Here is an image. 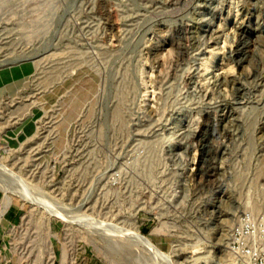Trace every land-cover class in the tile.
Segmentation results:
<instances>
[{"label":"rangeland","instance_id":"374dc122","mask_svg":"<svg viewBox=\"0 0 264 264\" xmlns=\"http://www.w3.org/2000/svg\"><path fill=\"white\" fill-rule=\"evenodd\" d=\"M0 169V216L43 198L14 196L0 264H155L134 227L228 264L264 212V0H0Z\"/></svg>","mask_w":264,"mask_h":264},{"label":"built area","instance_id":"2783aa9c","mask_svg":"<svg viewBox=\"0 0 264 264\" xmlns=\"http://www.w3.org/2000/svg\"><path fill=\"white\" fill-rule=\"evenodd\" d=\"M224 252L240 259L244 264H264V212L260 214L252 211L243 212L232 230ZM148 255L155 263L153 257L149 253ZM227 261L224 259L214 263L212 258L195 264H227Z\"/></svg>","mask_w":264,"mask_h":264},{"label":"bare ground","instance_id":"6f19581e","mask_svg":"<svg viewBox=\"0 0 264 264\" xmlns=\"http://www.w3.org/2000/svg\"><path fill=\"white\" fill-rule=\"evenodd\" d=\"M2 166V165H1ZM3 167H4V165H3ZM8 167V166H7ZM6 167V168H7ZM5 168V167H4ZM8 169V168H7ZM1 170V169H0ZM9 170V169H8ZM10 171V170H9ZM7 172L6 171V173H10V172ZM16 172V171H15ZM4 173H5V170H4ZM16 174H14V176H15ZM10 176H11V174H10ZM13 175H12V178H15ZM18 177V179L20 178L19 176H17ZM16 177V178H17ZM15 178V179H16ZM22 178V177H21ZM17 180V179H16ZM20 180H23V179H20ZM24 180H26V179H24ZM20 182V181H19ZM23 182V181H22ZM22 184V183H21ZM23 187H24V185H23ZM26 191V190H25ZM27 193V192H26ZM31 193V192H30ZM90 194V193H89ZM88 194V195H89ZM16 195L18 196V197H20V198H22V199H27V200H29V201H31V202H37V199L36 198H34V197H30V196H28V195H30V194H28V195H26V194H24V193H16ZM13 192H8L7 191V193H6V195H5V199H4V202H3V206H2V209H1V216H0V220L2 219V217L5 215V213L7 212V210L9 209V207L12 205V203H13V201H14V196H16ZM87 195V196H88ZM33 196H35V195H33ZM89 197V196H88ZM36 199V200H35ZM44 199H46V198H44ZM86 199V201L88 200V198H85ZM38 200H40V198L38 199ZM42 200H43V198H42ZM42 200H40V201H42ZM47 200V199H46ZM49 200V199H48ZM40 201H38V203H36V204H38V205H42V202H40ZM50 201V200H49ZM49 201H47V202H49ZM39 202H40V204H39ZM45 201H43V203H44ZM47 202H45L46 204H47V206H48V204L49 203H47ZM83 202H84V200H83ZM53 204V206L51 207L50 206V214H53V215H55V216H57V217H59V218H62L61 220H67V222H68V220H70V219H68V211H66V209H62L61 207L60 208H57V207H55V204L54 203H52ZM87 204V203H86ZM44 205V204H43ZM47 206H45V208L47 207ZM56 206H58V205H56ZM83 206V205H82ZM48 209V208H47ZM46 209V210H47ZM80 209V208H79ZM45 210V209H44ZM45 210V211H46ZM81 210V209H80ZM79 210V211H80ZM81 211H83V210H81ZM85 212H83L82 214H84ZM90 214V213H89ZM79 215H81V214H79ZM85 215V214H84ZM88 215V214H87ZM86 215V216H87ZM78 216V215H77ZM81 216H83V215H81ZM50 217H51V215H50ZM70 217V216H69ZM72 217V216H71ZM79 217V216H78ZM77 217V218H78ZM85 217V216H84ZM90 217H92V216H90ZM96 217V216H95ZM74 218H76L75 216H74ZM76 218V219H77ZM79 218H81V217H79ZM78 218V219H79ZM86 218V217H85ZM89 217L87 216V219H86V221L88 222H91V221H93V220H91L90 221V219H92V218H90V219H88ZM98 218V217H97ZM75 219V220H76ZM82 219V218H81ZM80 219V220H81ZM71 220L73 221L74 219H72L71 218ZM95 220H96V218H95ZM103 220H105V219H103ZM77 222H78V220H76ZM82 221V220H81ZM84 221V220H83ZM82 221V222H83ZM85 221V222H86ZM69 222H71V221H69ZM75 222V221H74ZM73 222V223H74ZM76 222V224L78 225V226H80V227H82V228H86V229H95V233H96V229H102L103 227H101L100 225L98 226V225H95V223H94V225L95 226H93V225H88V224H90V223H88L87 224V222H86V224H84V223H81V222H78L77 223ZM94 222V221H93ZM96 222H98V221H96ZM104 222V221H103ZM108 222V221H107ZM51 223V222H50ZM99 224H101V223H99ZM88 225V226H87ZM103 225V224H102ZM112 225L113 224H111L110 225V222H109V224H108V226H110L111 228H109L108 226H107V224H106V228H105V230L107 229V227L109 228V229H111V231L112 230H116V231H119V230H117L116 229V227H112ZM103 226H105V225H103ZM117 226V225H116ZM119 226V225H118ZM124 226V225H123ZM121 227V226H120ZM129 227V226H128ZM133 227V226H132ZM114 228V229H113ZM125 228V227H124ZM130 228V227H129ZM122 229V228H121ZM131 229V228H130ZM108 230V229H107ZM126 230H127V228L126 229H124V232H126ZM88 231V230H87ZM90 231V230H89ZM88 231V232H89ZM92 231V230H91ZM90 231V232H91ZM102 231V234H103V229L101 230ZM111 231H110V235H111ZM121 231V230H120ZM122 231H123V229H122ZM121 231V232H122ZM99 232V231H98ZM107 232V231H106ZM108 232H109V230H108ZM108 232H107V234H108ZM120 232V233H121ZM92 233H94V231L92 232ZM105 233V232H104ZM113 233H115V231L114 232H112V234ZM97 234V233H96ZM101 234V236H103ZM116 234H118L117 232H116ZM126 234L127 233H125V235H122V236H126ZM128 234H129V237H132L133 239V241H135V242H139V243H141L142 245H143V249L144 250H146L152 257H153V259L155 260V262L156 263H158V264H176L175 263V261H174V258H173V256L170 254V253H168V252H166L165 250H163V249H161L153 240H152V238H151V236H147V235H145V234H143L141 231H140V229L138 228V227H134V228H132V231L131 230H128ZM105 235V234H104ZM109 235V234H108ZM119 235H121V234H119ZM229 236H231V233L230 234H228ZM115 236V235H114ZM118 236V235H117ZM228 236V237H229ZM127 238H128V236H127ZM129 239H131V238H129ZM135 239V240H134ZM131 240V241H132ZM129 241V240H128ZM132 241V242H133ZM132 242H131V244H132ZM135 242H133L134 244H135ZM137 243L135 244V245H137ZM138 246H139V244H138ZM233 256V255H232ZM231 256V257H232ZM228 264H244L240 259H238V258H231V262H228Z\"/></svg>","mask_w":264,"mask_h":264},{"label":"crops","instance_id":"0c3cea01","mask_svg":"<svg viewBox=\"0 0 264 264\" xmlns=\"http://www.w3.org/2000/svg\"><path fill=\"white\" fill-rule=\"evenodd\" d=\"M17 212L15 213L13 210H9L7 213H6V220L11 222L12 224H15V220H17Z\"/></svg>","mask_w":264,"mask_h":264}]
</instances>
